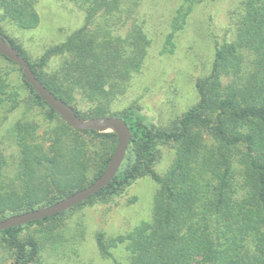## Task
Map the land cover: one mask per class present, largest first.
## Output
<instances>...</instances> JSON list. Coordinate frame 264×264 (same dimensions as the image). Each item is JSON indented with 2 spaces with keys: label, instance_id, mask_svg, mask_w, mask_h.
Listing matches in <instances>:
<instances>
[{
  "label": "trees",
  "instance_id": "obj_1",
  "mask_svg": "<svg viewBox=\"0 0 264 264\" xmlns=\"http://www.w3.org/2000/svg\"><path fill=\"white\" fill-rule=\"evenodd\" d=\"M39 1L0 0L2 38L81 119L120 117L132 137L121 169L103 190L58 215L0 231V248L12 261L8 264H46L42 253L49 240L55 244L57 239L49 238L54 230L83 208L123 195L144 177L159 186L151 220L112 239L111 245L100 229L95 240L103 256L127 242V264H264V0L242 1L233 27L216 45L209 75L196 82L198 102L168 129L150 124L135 107L113 111L142 72L152 44L142 13L145 0H76L84 11L83 24L33 60L3 24L36 28ZM198 1L183 0L174 11L162 54L174 52L175 36ZM2 57L21 73L29 108L41 109L51 126L42 136L29 119L12 127L20 158L9 176L7 157L0 151V221L90 186L106 170L119 142L114 132L73 129L26 82L23 70ZM52 58L59 63L47 71ZM6 87L0 80V94L17 104ZM164 146L176 153L161 175L155 165ZM36 227L48 229L46 242L26 233Z\"/></svg>",
  "mask_w": 264,
  "mask_h": 264
},
{
  "label": "rangeland",
  "instance_id": "obj_2",
  "mask_svg": "<svg viewBox=\"0 0 264 264\" xmlns=\"http://www.w3.org/2000/svg\"><path fill=\"white\" fill-rule=\"evenodd\" d=\"M243 0H199L184 28L174 39L173 53L162 54L169 22L183 0H145L142 11L148 21L147 31L152 41L143 70L134 76L127 92L113 105L115 113L135 107L146 120L161 128H171L173 122L195 105L199 96L196 82L207 77L211 71L217 43L225 38L226 29L241 12ZM40 24L31 30H22L5 22L7 33L36 60L47 49L61 43L77 30L84 21V11L76 0H40L37 4ZM58 58H52L47 71L56 69ZM8 84L6 90L15 93L17 104L0 94V151L7 157L5 173L16 171L19 150L12 138L11 129L21 119L35 121L39 135L51 126L41 109H30L29 94L19 70L0 56V80ZM175 148L164 146L155 165L164 175L174 157ZM158 185L149 177L135 182L126 192L108 203L87 206L66 220L60 229L49 236L48 229L32 228L26 233H35L56 240H49L42 253L46 264H122L128 263L127 242L110 247V256H103L96 245V234L104 229L106 240L126 236L143 222L152 218L153 199ZM37 229V230H36ZM41 230V231H40ZM59 236L57 237V234ZM0 248V264L12 261Z\"/></svg>",
  "mask_w": 264,
  "mask_h": 264
},
{
  "label": "water",
  "instance_id": "obj_3",
  "mask_svg": "<svg viewBox=\"0 0 264 264\" xmlns=\"http://www.w3.org/2000/svg\"><path fill=\"white\" fill-rule=\"evenodd\" d=\"M0 55L18 65L24 73L25 80L34 91L38 93L44 101L51 106L61 118L77 131H98L114 132L119 139L118 146L113 154L104 173L90 186L82 189L73 195L47 207L29 211L20 215L10 216L0 221V231L8 228L26 225L31 222L43 220L65 211L87 201L91 196L97 194L108 186L121 169L129 143L131 141V131L127 122L120 117H101L89 120L81 119L74 109L57 98L35 75L28 62L19 55L13 45L0 35Z\"/></svg>",
  "mask_w": 264,
  "mask_h": 264
}]
</instances>
